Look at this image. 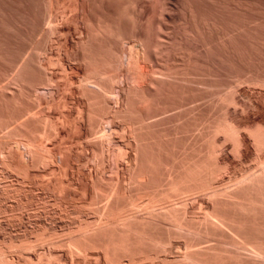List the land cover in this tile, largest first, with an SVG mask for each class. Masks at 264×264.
<instances>
[{
  "label": "rangeland",
  "instance_id": "374dc122",
  "mask_svg": "<svg viewBox=\"0 0 264 264\" xmlns=\"http://www.w3.org/2000/svg\"><path fill=\"white\" fill-rule=\"evenodd\" d=\"M154 2H155V0L154 1H151V0H0V89H2L0 92H1V95L4 97V99L7 96L6 93H8L10 96L13 97V92H14V97L18 96V97H16L17 99L13 97V100H12V98L9 97V95L6 98V99H8L7 101L12 100L11 103H13L14 106H16V107L18 106L16 109L14 108V110H16V116L13 115L15 113V111H14V113H12V112L8 113V111L6 109L5 110L3 108L0 109L1 110L0 114L4 115V116L0 115V120H1L0 121V123H1L0 128L3 127V129H0V160L2 159V161H4L5 164H8V165L12 164V165H10V167L8 165L2 166L3 162L2 161L0 162V166H1L0 167V178L2 180V181H0V192L3 193L2 195L0 193V195H1V197H0V203H1L0 204V217H1L0 218V225H1L0 226V243L2 244V246L5 243V245L7 246V245H9V243L12 240H14L16 242H14V241H12V242H14V244L18 243L17 246L20 247V245H21L20 242L23 240V242L28 241L27 244L29 243L31 245V247H30V245L28 244V246L30 248H28V246L26 245L27 247L24 250H22L24 247L23 248L20 247L21 248V250H20L19 247H17L16 245H14V247L10 248V249H12L11 251H9V249H7L8 253L11 254L9 256V258L10 257L11 258L7 259L9 261H5L4 264L5 263L11 264V262H12V261H10L11 259L13 260V262L17 261L16 263L12 262V264H17V263L18 264H20V263L21 264H27L26 262H28V264H49V263H51V264H55V263L56 264L57 263L58 264H65V263L66 264H84L85 261H86L85 264H87V263L88 264H104V262H106L105 255L103 256V254H104L103 250L102 249H101L102 251L99 250L100 248H97L99 251L96 248L93 249L94 251L91 249V250H89L90 253L86 252V253H84L85 254L84 256L81 253L82 254V256H81L80 253L79 254L78 253L73 254L72 252H70L71 251L70 249L65 250V249H67L66 247H68V246H63L65 248L64 249L62 247V242L65 243L63 245H67V242L69 241L68 239H70L74 235L77 236L80 234V230L78 231L79 226L76 227L74 225H77V224L80 225L81 222L84 223L86 220L88 221L89 219L94 220V217L96 218V216H98V213L95 212L96 209H98L97 205L99 207L101 204L100 203L101 201H102V205H105L104 201L107 199L102 195L104 193H106L107 190H110V188L112 187V185H111L112 183H113V187H115L114 183L116 186L119 185V186H117V189H118V191L122 189V192L124 191L125 188L128 189L129 187H131L130 185H133L130 182L132 180H131V176H130L131 169L129 171V168H130L129 166H130V163H131V165L133 164L132 160H134V155L136 153L135 151L138 148V146L136 144L137 143L136 141L138 140L137 136H136L137 132L134 130L138 127V126L136 128L134 127L136 125L135 122H137L138 119L136 117L137 115L133 114V113H135L133 111V108L136 107L137 106L136 104L139 103L138 97H140L142 94V93H140L141 91L139 92V90H141V87L143 85L148 84L146 81L149 82L152 78H154V76L163 77L164 75L161 76L160 74H163V73L158 72L159 68H160V66L157 65L158 59H155L156 62L152 59L150 48L148 49V55H150L151 58L149 56H147L146 61L144 63V68L147 72L146 78L149 80L144 79L145 81L142 82L143 84H141L140 81L137 82L136 78H132L131 75H134L133 71L129 70L130 68L128 69V66H126L127 65L126 63L123 65L121 64L120 66H114V67H113V65H111L112 67H110L109 65H105L107 67L103 66L102 65L103 62L101 63L100 60L107 57L106 55L110 54V52H108L105 55V57L103 56V58H101V59H99L98 56H99V53L101 52V50L103 52H107L111 48L110 50H113V52H114V50L116 51L115 54H117L120 51L119 54L121 55V53H122V57L123 58L125 57L123 59V61H125L126 60V51L129 50L128 46L131 43H132L131 46L135 47L137 45L136 47L139 48L140 46L143 45V43L145 44L148 42V39H147L148 33L147 32H148V28L152 24V23L150 24V22L155 20L154 19L155 17L153 18V14H154L155 10L159 9V11H157L158 12L157 16H159V17H157V19L159 18V20L160 19H162L163 21L165 20V23L168 26V27L165 26V28L163 30H161L162 36L160 35V38L162 37L161 39H163V36H164V41L169 42V41H167V39L169 40L170 36H172V37L176 36V35L182 36L183 37L182 40H183L185 46L189 47V48L187 47V49H188L187 51L188 52L190 50L192 51V52L191 51L189 52L190 56L192 57V55H194V57H192V58H194V60H195V57H197L196 59H198V60H196V62L199 65V66L197 65L198 66L197 67L198 68L197 74L192 73L189 76H191V78L194 77L193 79L200 81L198 83L194 82L191 84V85H193V87L198 84L197 86H198V88H200L198 90L200 92V95L198 94V91H195L196 94L199 95L198 96L195 94V97L197 98V96H198L199 99L198 98L196 99L195 97H194L195 100H191L190 98L187 99V102L189 100L193 101L190 103L189 102L187 103L184 100V103L186 105L184 104V106H181V107H177V105L171 104L172 102H170L168 107H167L168 110L166 113H159L161 115H159V116L156 115L155 117H152L149 120L150 121L151 120L155 121V119H156V121L159 120L160 123L162 122V124H160V126H161L160 129L162 128V126H164L163 130L165 128V129H168V131H173L175 129L174 126L177 127L178 124L180 125L182 123L183 124L188 123V121L186 120L188 118H189L188 119L189 122L190 121L193 122L195 120L194 122L197 123V117H199L198 113L199 112L202 113V111L199 109L205 110L206 112H208V109H210L209 111H211L208 113L211 115H207V114H205V112H203V114L200 113L199 115H201L202 120H203L202 115H207L208 118H210V116H212L214 114L213 117H211L213 120V118H216V116H218L219 114H222V112L223 113L227 112L228 113L227 115L229 116V118L232 119L233 122L236 125H238V127L240 126L239 130L241 131L240 134H242L241 138L243 137L242 138L243 143L241 142L240 148H239V145H236V146H238V148H237L236 146L233 145L234 142L232 139H230L229 137L226 136L228 139L232 140L230 142V140H228L227 138L226 139L224 138L225 137L224 133H222V134H220L221 132L216 133L217 134L216 140L218 139L217 142H219V144L222 145V147H223V148H221L219 146L221 149L219 148L220 150L218 151V153H220V151H221V153L218 154V158L220 157L219 161L221 164H223L222 169H224V170H223V172H222V169L220 170V172H222V173L219 172L220 174L218 175V177H220V178L216 179L217 181H215V183H216L215 186L220 187L221 189H227V190L232 189V188L234 189L236 187H233V186H237L239 183V181H238V183H235L236 181H235L234 177L236 174L238 176L239 175L241 176V174L244 175L245 172H248V174H249L252 169H254V170H252L251 173L258 171L255 169V167L257 168V166L261 165V164L258 165L257 162L259 161L258 163H260L262 160V157H264V150H263L264 147H262V145H263L262 144L260 146V149L259 150L257 149V147L259 146V145H257L258 142L255 141L254 139H252V136H250V135H254L255 133L252 132L253 134L252 133L250 134V132H251V130L254 131L256 128L259 129L260 125H263V128H264V85H262L264 83V80L261 81V78L262 79L264 78V0H160L159 5L157 4V2L156 3H154ZM190 12H191V14L192 13L193 14L191 15ZM45 15L46 16L48 15V16L46 17ZM192 16H193V18H190ZM44 17H45V19H44ZM47 18H48V20H47ZM48 26H50V27L52 26L54 29L52 30V27L51 28L49 27L51 29V30H49ZM47 30H48V33H47ZM50 31L51 32L53 31L52 32L53 34H51ZM41 34H42V36H41ZM46 35H47V37H46ZM41 37H43L44 39ZM92 40H93V44L95 43L94 45L91 43ZM47 41H48V43H47ZM42 42H44V43H42ZM96 42H98L97 43V44H99L98 46H95V45H97ZM128 42H130V43L128 44ZM141 43H142V45H140ZM44 44H46V45H44ZM36 45H38V46H36ZM44 46H46V48ZM89 46H91L90 47L91 49H89ZM107 46L108 47L111 46V47L108 48ZM39 47H40V49H39ZM114 47H115V49H114ZM43 48L47 52L44 51ZM94 48H95V50H94ZM103 48H105L104 49L105 51L103 50ZM138 48H136V49H138ZM117 49H118V52H117ZM126 49H128V50H126ZM140 49H143V48L140 47L138 50H140ZM161 49L162 48L159 47V52L162 51ZM32 50H34V51L38 50V52L35 53V52H32ZM91 51H93V53L96 54V56L97 55L98 56L95 57V55L92 54ZM39 52H41V53H39ZM89 52L91 53V55ZM113 52L111 51V54ZM161 53H159L160 54L159 59H160L161 55H164ZM179 53H177V54L179 55ZM30 54L32 55V58H28V55H30ZM40 54H41V56L43 55V57H42L43 59L41 58ZM103 54L104 53H101L100 55H103ZM31 55H30V57H31ZM34 55H36V56H34ZM180 55H182V53H180ZM183 55H185V54H183ZM37 56H38V58H37ZM185 56H187V54ZM185 56H183L184 58H182V60H184V59L187 60V58H185ZM162 58H163V56H162ZM174 58L175 59H173V58H171V59H173V61H175V63H180V62L183 63L185 61V60L182 61L181 58L178 56H175ZM28 59H30V60L32 59L31 60L32 62L35 61L38 65H41V66H37V64L35 62L33 64L30 60H29L30 61L29 62ZM37 59L39 61L40 60L41 61L39 62V61H37ZM91 59L92 60H95V59L98 60L99 59L101 64H99V63L94 64L93 61L92 62L90 61ZM178 59H179V61L180 60L181 61L179 62ZM89 61L91 63H93L94 66H93V64L91 65ZM160 61H159V63L161 64ZM30 63H32V64H30ZM182 63H180V64H182ZM98 64H99V66H97ZM44 65H45V68H42L43 69L42 70L41 67H44ZM32 67L33 68L35 67V69H37L39 67L40 69L38 68L36 71H34V69L32 70ZM95 67L98 70L100 69L103 71H105L107 69L110 72V74H108V76L111 75V77H114V78H112L114 80L111 83H109L111 81V77L109 76L110 77V79H109V77L107 75H106L107 76L106 77L104 74H102L104 72L101 71L102 72L101 74L103 75V77L105 76L106 78H108L110 80L108 82L110 84V85L108 84L109 87H106L107 83H105V82H107L106 81L107 79L105 78L106 80H101L102 75L100 74L101 76H99V73H98V75L95 74L96 71L94 69H92V71L93 70L95 71V72H93L94 78H92V76H90L91 75V68H95ZM162 69L163 68H161V70ZM100 70H99V72H100ZM37 71H38V73H37ZM40 71L42 72L41 74H40ZM127 71H129V72H127ZM193 72H196V70ZM39 76H40V78H39ZM45 76H49V77L45 78ZM87 76H89L90 79H88V78L87 79H88V81L90 80V82H88L87 79L84 78ZM41 77H42V79H41ZM96 78L100 79L103 83H105L106 90L107 89L113 90V91H110L109 93L106 92L105 94H112V95H104V93L101 94V92H99L100 90H97V89H99V86H97V87L92 86L93 85L92 83H94L95 81H98V79L96 80ZM204 78L206 79V81ZM259 78H260V80H259ZM84 79H85V81H83ZM91 79L94 82H92ZM199 79H201L203 82ZM101 81H100V83H101ZM134 81L137 83H135ZM210 81L211 82L214 81L212 83L213 85L211 84ZM22 82L26 83L27 86H29V87L27 88V86L25 84H24L25 85L24 86L22 84ZM44 82H48L49 85H48V83L46 84ZM207 82H209L208 85H206ZM42 83H44V85ZM199 83H200V85H199ZM135 84H136V86H135ZM31 85H32V87H31ZM34 85H35V87H34ZM164 85H168V83L167 84L165 83ZM201 85H202V87H200ZM210 85L212 86V88ZM15 86H17V87H15ZM41 86H43V87H41ZM87 86L93 87V89H96V90L94 91L92 88L88 89ZM137 86L138 87L141 86L140 89L138 90V92L140 93V96H138L139 94L137 93V89H138ZM206 86L211 88V90H209V88H205ZM94 87H96V88H94ZM215 87H217V88L213 89ZM16 88H18L19 90ZM21 88L22 89L24 88L23 89L24 91L22 90V93L18 92V91H20ZM30 88L31 89L33 88L34 90L32 92L28 91V89H30ZM134 88H137V89H134ZM12 89H14V90L12 91ZM25 89L28 91L27 94H25L26 93ZM85 89H88L89 91L92 90V92L86 91ZM201 89H203V90H201ZM220 89L223 91L225 90L226 92H231L232 97L234 94V97H233L234 103L231 104L227 101L223 103L222 98L219 99L220 94H221L219 92V91H221ZM3 90L6 93H4ZM212 90L213 91L216 90L217 92L213 93ZM15 91H17V92H15ZM49 91H50V93H49ZM129 91L130 92L132 91V94H130ZM211 91L213 93L212 96H211V94H209V93H211ZM87 92H89V93H87ZM203 92L208 93L207 96H211V97L208 98L205 95L201 96V93H203ZM23 93H24V95H23ZM29 93L31 95H29ZM97 93L100 95H98ZM115 93L117 95H115ZM216 93H218V94H216ZM92 94H93V97L91 96ZM214 94H216V95L214 96ZM130 95L133 96V98L135 97L134 100L135 101L138 100L137 101L138 103H136L133 99H131L132 97L130 98L129 97ZM21 96L22 97L24 96L23 101L25 98V101H27V103L25 101H24V103H22L23 101L21 100V98H22ZM25 96H27V97H25ZM29 96H30V98H29ZM42 96H43V98H42ZM100 96H103L105 98L100 97ZM106 96H108V97H106ZM32 97L34 99L37 98L36 101ZM26 98H28V99H26ZM94 98L97 101H95ZM99 98H101V99H99ZM191 98L193 99V97H191ZM29 100L32 101V103ZM38 100H39V102H38ZM93 100L95 103H93ZM131 100L133 101L134 104L135 103L136 104L132 105ZM218 100H220L219 102H221L222 104L217 102ZM17 102L19 105L17 104ZM21 103L23 104L24 107L20 106V105H22ZM216 103H217V105H216ZM24 104H26V105H24ZM101 104H106V105H101ZM94 105L96 107H94ZM99 105H101L103 108H101V106H99ZM130 105L134 106L131 108V110H129ZM210 105L211 106L213 105V106L211 107ZM222 105L223 106L225 105L226 107H223ZM98 106L101 108L100 109L101 111L99 112V114H98V111H99ZM209 106H210V108H209ZM220 107L222 108L221 110H220ZM18 108L20 109L19 112H17ZM29 108H31L32 110ZM181 108H183V109H181ZM187 108H188V112H186ZM196 108H197V112H195ZM213 108H214V110H212ZM28 109H29V111H28ZM91 109H93V110H91ZM94 109H97V111ZM184 109L186 111H184ZM189 109H191V111ZM3 110H4V112L5 111L6 112L3 113ZM107 110H109V111H107ZM119 110H121L120 111L121 113H119ZM124 110L127 112L131 111L132 114L130 112L127 113ZM91 111L94 112V114H92ZM180 111L183 112V115H181L182 112L179 113ZM20 112H21V114L22 113L23 114L21 115ZM95 112H96V116L98 118L99 117L101 118V116H102V118L101 119L96 118ZM123 112H124V114H123ZM185 112L188 114H186ZM212 112H213V114H212ZM6 113L9 114V115L7 114L8 117H7V115L5 116ZM114 113H115V115H114ZM176 113H177V115L180 114L179 116L181 117V119L186 115L187 116L189 115V116L187 118L186 117L183 118L184 119V122H183L180 119V117H179V119H176V118H178V116L175 115ZM216 113H218V114L215 115ZM32 114H33V116H34V114H37L40 117L35 116L36 118L37 117L38 118L33 119ZM89 114L91 117H94V118L93 119L90 118ZM126 114H129V115H126ZM165 114H167V115H165ZM172 114L176 117H174ZM195 114L197 117L195 116ZM10 115H12L11 120H13V122L9 120ZM105 115L108 117H105ZM132 115H135V116H133V118H131ZM169 115H170V117H169ZM171 115L175 119H173L171 117ZM190 115L192 117H190ZM41 116L43 118H41ZM117 116H119V117H117ZM122 116H124V117L122 118ZM161 116H165V117L161 118ZM193 116H195L194 117L195 119L193 118ZM207 116H205V118ZM1 117H3L4 119L3 118L1 119ZM20 117H22V118H20ZM30 117H31V119H30ZM5 118H8L9 121L5 120ZM15 118L17 119V121H15L16 120ZM25 118H28L27 121L25 120ZM107 118H109V119H107ZM134 118H136V119H134ZM153 118H155V119H153ZM157 118H159V119H157ZM165 118H167L166 122H165V120H166ZM190 118L194 119V120H190ZM18 119H19V121H18ZM91 119H92V121H91ZM96 119H97V121H95ZM104 119H105V121H101ZM161 119L162 120L164 119V121H161ZM30 120H32L31 122L33 124L30 122ZM174 120L175 121L178 120L181 122L178 123V121H176L177 122L176 123V122H173ZM212 120H210V121H212ZM22 121H26V122L23 123ZM11 122H12V124H11ZM20 122H21V124L23 123L24 125L19 124ZM37 122L40 123L39 125H41V123H42V127L40 126V128H39V125L37 127L36 126L38 124ZM44 122H45V125H44ZM94 122H95V124H94ZM130 122H131V124H130ZM201 122L203 123V121H201ZM91 123H92V126H94V127L95 126L96 127L100 126V127L99 128L95 127V129H96V131H95L94 127H91V125H90ZM164 123H166V125ZM174 123H176L177 125H175ZM46 124H47V126H46ZM50 124L51 125L53 124V125L51 126ZM170 124H172V125H170ZM199 124L200 125H198V126L195 124L194 125L192 124L193 125L192 127L195 128V129L192 128V130H194V131L189 132V133H191L190 136L192 135L191 136L192 140H191V138H189L190 136H187L188 141L186 140V143L189 142L191 144V141L196 142L195 140H197L198 143L200 142V140H201V134L200 133H202V129L204 128V126H202L203 124L201 125V123H199ZM19 125H21V126H19ZM28 125L31 126V128H29ZM33 125H34V127H33ZM4 126L8 127V128H5ZM16 126H18V127L16 128ZM22 126H26V127H23L26 129L29 128V131H27L28 130L27 129L26 130L27 133H26V131H24L25 129L22 128L20 130V128ZM45 126L47 127V129ZM48 126H51V128L48 129ZM166 126H167V128H166ZM195 126H197L199 128L202 126L201 127L202 129L201 128L199 129ZM172 127H173V129H172ZM260 127H261V129H263L262 126H260ZM116 128H117V130L113 131ZM170 128H171V130H169ZM249 128H251V129H249ZM6 129H9L8 131L9 132L11 131L12 133L11 132L8 133V131ZM17 129L20 131H18ZM42 129L46 135V137H44L43 139H41V136L44 133V132H42ZM45 129H46V131H45ZM245 129H246V131H249V132H246ZM13 130L14 131L17 130V131L14 132ZM34 130H37V131H34ZM110 130L112 133L110 132ZM195 130H197L198 132L197 131L195 132ZM21 131H22V133H21ZM98 131H100V132H98ZM103 131L105 132V133H103L104 135L99 136L98 134L102 133ZM133 131H134V133H133ZM28 132H30V133H28ZM31 132H32V134H31ZM38 132L41 134H39ZM114 132H116V133H114ZM6 133H8L9 136L5 135ZM94 133L95 134L97 133V134L95 135ZM196 133H199V134L197 135ZM11 134H15V135L17 134L16 136H14V138L15 137L16 138L14 139L13 135H11ZM23 134H25V136ZM111 134L112 135L114 134V135L112 136ZM216 134L214 133L215 136H216ZM218 134H219V136H218ZM30 135H33L34 138L36 136L39 137V138L36 137L39 141V144H38V141L36 142L37 139H34ZM55 135H57V136H55ZM110 135L112 138L110 137ZM155 135L156 134L154 133L153 136H149V137H154ZM194 135L197 138H195ZM5 136H7V137H5ZM95 136H97V140L95 139L96 138ZM105 136H107L106 139H105ZM31 137H32V139H31ZM101 138H102V140H101ZM110 138L112 139V141ZM135 138L137 140H135ZM254 138L257 140L256 136ZM34 140H35V142H34ZM106 140H108V141L110 140L111 142L107 143L108 141L105 142ZM19 141L23 144H21ZM42 141H43V143H42ZM182 141H184L183 142V144H184L185 140H182ZM254 141H255V143H254ZM101 142L104 144H102ZM201 142L200 143L203 145V140H201ZM32 143H34L36 146L35 148L33 147L34 150L38 149L37 150L38 154H37V151H36V153L31 151V150H33L32 149ZM99 143H100L102 148L98 147ZM26 144L27 145L30 144L28 149H27ZM40 144H43V145L41 146ZM255 144H256V146H253ZM259 144H261V143H259ZM21 145H23V146H21ZM104 145H105V148L103 147ZM30 146H31V148H30ZM118 146H121L122 148L118 147ZM183 146H185V145H183ZM187 146H185V147H187ZM38 147H44V148L46 147V148L45 149L43 148L45 150L44 151V150L39 149ZM188 147H187V149H188ZM232 147H233V149L236 147L235 150L237 149L238 151H235V150L233 151ZM25 148L27 150L31 149V150H29V152L31 154L27 153L28 151L25 150ZM100 148H101V150L103 149L104 151L103 150L101 151ZM5 149L9 150L10 153L8 151H6ZM46 149L49 151V153H48V151L46 152ZM93 149H96V150L99 149V152H98V150L94 151ZM114 149H116V150L114 151ZM123 149H124V151H123ZM40 150L44 151V152L41 153ZM50 150H51V152H50ZM107 150L110 153V155L108 153V156L106 153ZM100 151L103 152L104 155L101 153V155H103V156H100ZM122 151L125 154L122 153V155H121V153H118V152H122ZM32 152H33V155L36 154L35 155L36 160L34 159V157H32ZM95 152L99 155V157L103 158V157L107 156L106 158H104V161H103L105 165L103 164V162H101L102 159L98 158V155ZM237 152H238V154H237ZM261 152H263L262 156H261ZM50 153H51V155L49 157ZM94 153H95V155H94ZM111 153H112V156H111ZM255 153H257V154H255ZM21 154L23 155L24 159L22 158ZM28 154H30L31 156H28ZM118 154H119V157H117ZM235 154H237L238 157L235 156ZM258 154H259V156H258ZM37 155H39V156L41 155L40 156L41 158L37 157ZM131 155H133V156H131ZM239 155H240V157H239ZM1 156H4V157H1ZM43 156L46 160L43 158ZM89 156H90V158H89ZM120 156H121V158H120ZM125 156H126V158H125ZM48 157L51 159L48 160L47 159ZM93 157H95V158H93ZM122 157H123V159H122ZM39 158L41 159V161L43 160L41 163L44 166L41 165L40 160L38 162ZM87 159H88V161H87ZM121 159L124 160L125 163ZM255 159H257V160H255ZM33 161H35V164H32ZM47 161L51 162V163L47 164L48 163ZM52 161H54V162H52ZM112 161H114V162H112ZM43 162H45L46 165L43 164ZM99 162L101 164H99ZM128 162H129V164L127 165ZM29 163H31L34 166V168H37V169L30 167ZM36 163H38V165ZM54 163H55V165H54ZM59 163L62 166L59 165ZM82 163H84V165L85 166L87 165V166L86 167L83 166ZM249 163H251V164L248 166ZM224 164H226V165H224ZM14 165H15V167H14ZM117 165H118V167H115ZM26 166L27 167L29 166L30 168L29 167L26 168ZM45 166H47V167H45ZM81 166H83V167H81ZM111 166H113V167H111ZM226 166H228L227 169H225ZM241 166H242V168H241ZM96 167L97 168L99 167L100 169L99 168L97 169ZM127 167H128V169H127ZM234 167H235V169H234ZM25 168H26V171H24ZM38 168H40V169H38ZM87 168H89V169H87ZM236 168L239 170H237ZM243 168L244 169L246 168L245 171ZM248 168H249V170H248ZM14 169H15V171H14ZM18 169L21 171L19 172ZM52 169H55V170L52 171ZM258 169H260V167ZM65 170L67 172H65ZM96 170H98V171H96ZM54 171H56L57 173L56 172L54 173ZM239 171H242V172H239ZM12 172H14V173H12ZM16 172H19V174ZM51 172L53 174H49ZM11 174H13V175H11ZM248 174L246 173V175H248ZM25 175L28 178L24 177ZM99 175L102 177V180H101ZM237 175H236V178H240V176L238 177ZM4 176L7 179H5ZM10 176H12V177H10ZM66 176H67V178H66ZM9 177L11 179H9ZM91 177H93V179H91ZM221 177L225 178L226 180L221 178ZM42 178H45V179L43 180ZM95 178H97V179H95ZM229 178H230V180H229ZM26 179H27V181H26ZM98 179H100V180H98ZM161 179L162 178H160L159 180L157 179L160 184L164 183V181H165L164 179H163L164 181ZM92 180L93 181L96 180V181L93 182ZM97 180L100 181L101 184L98 183ZM237 180H239V179H237ZM102 181L105 182V184ZM115 181H117V183ZM161 181H163V182H161ZM226 181H227V184L225 183ZM18 182H20V183H18ZM108 182H110L109 188H108V185L106 184ZM6 183H8L9 185ZM23 183L26 185L28 191L26 190V187ZM124 183L127 185H125ZM223 183L226 184V186ZM96 184L98 186H101V188L103 190L107 189V188L108 189L105 190L104 193H102L100 191H103V190L99 189L100 190L99 191L98 190L99 187ZM128 184H130L129 187H128ZM221 184H223V185H221ZM103 185H104V188H103ZM106 185H107V187L105 188ZM12 186L13 187L15 186L16 188L15 187L13 188ZM93 186L95 187L96 193L99 191L97 194L95 193V191H92V190H94ZM4 188H5V190H4ZM29 188H31V190H29ZM220 188H218V189H220ZM17 189H19V190H17ZM10 190H12V191H10ZM20 191L22 194L20 193ZM204 191L201 194L199 191V192L194 193V195H188L182 201V203H184V205H186V207L189 208L191 214H193L194 216L197 215L196 216L197 218L203 217L205 210H206L205 208H209L212 205V200H211V198L213 199V195L211 197L212 193L210 191L208 192V190H206L205 193H204ZM6 192H7V194H6ZM8 192H9V194H8ZM28 192H30V193H28ZM33 193L35 196H33ZM99 193L100 194L102 193L101 196L99 195ZM17 194H18V196H17ZM95 194L97 195L98 199H97V197H95V198L93 197V196H95ZM83 195H86V196L83 197ZM203 196H205V197L203 198ZM10 197L12 198V200ZM34 199H35V201H34ZM91 199H92V204L94 205V203H95L94 206H91L92 205L90 202ZM95 199H97V201ZM2 200L3 201L5 200V201L3 202ZM58 201H60V202L55 204V202H58ZM62 201H63V203H61ZM83 201L85 203L87 202L88 204L87 203L85 204ZM186 201H188V202H186ZM208 201H210V202H208ZM43 202L44 203L46 202L45 204H47V205H45ZM71 202L74 204V206H73V204H71ZM23 203H25V204H23ZM173 203H176V204H173L175 206L178 205V201H176V200L173 201ZM188 203H189L190 207L188 206ZM200 203H203V204H200ZM70 204H71V206H70ZM75 204H77V205H75ZM82 204L86 205L85 208ZM167 204L169 205L171 203H166L165 205H167ZM12 205H14V206H12ZM25 205H26V207H25ZM40 205H41V207H40ZM163 205L164 204L156 206V207H158L155 210L156 213H158V212L160 213V211L161 212L163 211V209L161 210V207ZM199 205H201V206H199ZM202 205H204L205 207ZM16 206H17V208H16ZM38 206H39V208H38ZM43 206H44V208H43ZM88 206H89V208L87 210ZM54 207L57 209H55ZM63 207H64V209H63ZM70 207H71V209H70ZM90 207H91V209H90ZM95 207H96V209H94ZM12 208H14V209H12ZM40 209H42V210H40ZM195 209H197V211L199 209L200 210L197 212V211H195ZM9 210H10V212L13 211V213L10 214ZM146 210L147 209H142V212L141 211L137 212V216L140 219L150 218L151 214H147L149 212ZM21 211L23 212L22 214H21ZM78 211L80 212V216H79ZM81 211H82V213H81ZM194 211L196 213H194ZM24 212H25V214H24ZM27 212H29V214ZM34 212H35V214H34ZM42 212L44 214H46V217ZM56 212H57V214H56ZM64 212H68V213H64ZM93 212L95 213V215ZM49 213H51V214H49ZM69 213H70V215H69ZM200 214H201V216H200ZM28 215H29V217H28ZM91 216H93V218ZM19 217L21 218V220ZM26 217H28V219ZM79 217L82 219L79 220ZM160 217L162 218V216H159V218H157L159 224L161 223L162 224V225L160 224L161 226L164 225V227H169L170 226L169 219H167L165 217H163L161 219ZM39 218H41V219H39ZM61 218H63V219H61ZM68 218L69 219L71 218V219L69 220ZM83 219L85 221H83ZM11 220H13V221H11ZM43 220H44V222H43ZM33 222L35 223V225ZM71 222H73V223H71ZM36 223H38V224H36ZM28 224H29V226H28ZM50 224H51V226H50ZM46 225L48 226V229H47ZM71 225H72V227H71ZM31 226H33V227H31ZM44 227L46 229H43ZM2 228L4 230H2ZM32 228L33 229L36 228V229L33 231ZM54 228H56V229H54ZM42 230H44V231L42 232ZM47 230H49V231H47ZM62 230L64 232L68 231L66 233L67 234L69 233L68 234L69 236L66 233H63ZM70 230H71V232L77 230L79 232V234L77 231H75L76 233L75 232L71 233ZM30 231H31V233H30ZM39 231L42 232V234L44 236ZM53 231L57 234H55ZM37 232H38L39 237H37V235H36ZM59 232H61V233H59ZM53 233L55 235H53ZM48 234L51 235L50 240H48L50 238V236ZM60 234H66V235H64V236L61 235V237H59ZM72 234H74V235H72ZM24 235H25V237H24ZM35 235H36V237H35ZM57 235H58L60 240L58 239ZM1 237L2 238L4 237V238L2 239ZM46 237H47V239H46ZM182 237L179 236L180 239L178 237L176 238V239H179L178 242H177V240H173L174 242L173 241L171 242L172 246L170 244L167 245L169 247H167V246H166L167 248L165 247L166 253L163 250H161L160 253L162 254V256L165 255L167 257L169 255L168 258H171L173 260L177 259V258H178L177 260H179L180 258H182L183 257L182 255H183L184 250H185V241H186L185 237H183V238ZM202 237H203L202 241L204 239L203 243L208 241L207 242L208 244L205 243V245H209L210 244L209 242L218 243V240H217L218 237L215 238L216 236L214 237L212 235L209 236L207 234H203ZM14 238H16V239H14ZM24 238H26V239H24ZM43 238H45L46 240H44ZM37 239L38 240L40 239L41 241H38ZM53 239H55V240L57 239V240L55 241ZM181 239H183L184 242H183V240L181 241ZM1 240L3 243L1 242ZM3 240H5V241H3ZM19 240H21V241H19ZM29 240H32V241H29ZM45 241L48 243H46ZM50 241H52V242H50ZM33 242H35V243H33ZM58 242H60V243H58ZM55 243L57 245H55ZM35 244L38 246H36ZM48 244L49 245L51 244L52 246L51 245L49 246ZM58 244H60V245H58ZM42 246L43 247L45 246L44 249L46 251H43L44 249ZM54 246H58V247H54ZM15 247H17V248H15ZM34 248H36L37 250ZM53 248H55V249H53ZM48 249L51 251H49ZM28 250L31 252H29ZM96 250H97V253H96ZM22 251H24V252H22ZM180 252H183V253H180ZM14 254H16V255H14ZM53 254H54V256L57 255V257H54ZM69 254H71L73 256V258H71L72 256ZM75 255H80L79 256L80 258L78 256H75ZM95 255H96V258L98 257L97 259L94 257ZM30 256L32 257V259ZM51 256L54 258L53 260L50 259V258H52ZM86 256H87V258H86ZM89 256H90V258H89ZM99 257H101V260ZM93 258H95V259H93ZM49 259L51 260V262H49ZM55 260H56V262H55ZM31 261H32V263H31ZM142 261L143 262L145 261L147 263L146 260L142 259ZM142 261L140 260L141 264H146L145 262L143 263ZM123 262L128 263V264H133V263L137 264V262L130 263L127 260H124ZM105 264H108V262H106ZM121 264H123V263H121Z\"/></svg>",
  "mask_w": 264,
  "mask_h": 264
},
{
  "label": "bare ground",
  "instance_id": "6f19581e",
  "mask_svg": "<svg viewBox=\"0 0 264 264\" xmlns=\"http://www.w3.org/2000/svg\"><path fill=\"white\" fill-rule=\"evenodd\" d=\"M151 1H154V0H151ZM157 2V4L159 5V2H160V0H155V2L154 3H156ZM156 4V5H157ZM155 6V5H154ZM48 7V6H47ZM159 7V6H158ZM49 8V7H48ZM157 8V7H156ZM75 10V9H74ZM157 11H159V9L158 10H155L154 11V14H153V18L155 19V20H153L152 22H150V27L148 28V35H147V39H148V42L147 43H143V45H142V43L140 44V45H142V46H140L141 48H143V49H140V50H138L139 48L138 47H133V46H131V44L128 46V49H126V50H128V51H126V60L125 61H123V59L125 58H123L122 57V53H121V55L119 54L120 53V51L118 52V49H117V54H115V50H114V52H113V50H106L107 52H103L102 50H101V52L99 53V59H101V58H103V56L105 57V55L108 53V52H110V54H108V55H106L107 57H105V58H103V59H101L100 61H101V63L103 62V66H105V65H109L110 67H112L111 65H113V67L114 66H120L121 64L123 65V64H127L126 66H128V69L129 70H131V71H133V74L134 75H131L132 76V78H136L137 79V82L138 81H140V83L141 84H143L142 82H144L147 78V72H146V70H145V68H144V63H145V61H146V58H147V56H149L150 58H151V56L150 55H148V49L150 48V52H151V55H152V59L155 61V59H158L157 61H158V64L157 65H159L160 66V68H159V71L158 72H160V73H163V74H160L161 76H163V77H156V76H154V78H152L149 82L148 81H146L148 84L146 85L145 83V85H143L142 87H141V90H139L140 89V87H138L137 86V88H134V89H137V93L139 94L138 96H140V93H142L141 94V96L140 97H138L137 99L139 100V103L137 102V101H135L134 100V98H133V96H129L131 99H133L136 103H138V104H136L137 106L136 107H134V106H132L134 103H133V101L131 100V102H132V105H130V107H129V110H131V108L132 107H134L133 108V111L135 112V113H133V114H136L137 116V119H138V121L137 122H135L136 123V125L134 126L136 129H134L136 132H137V139L135 138V140H137L136 142V144H137V146H138V148L136 149V153H135V155H134V160H132V165H131V163H130V168H129V171H130V169H131V174H130V176H131V180L132 181H130L131 182V184H133V185H130V184H128V187H129V185L131 186V187H129L128 189L127 188H125L124 189V191L122 192V189L121 190H119L118 191V189H117V186H119V185H115V183H114V186L116 187H113V183L111 184L112 185V187L110 188V190H107L108 188H109V183L111 182H108V183H106L107 185H108V188L107 189H102L101 188V186H98L97 184L98 183H100V181H98V180H100V179H98L97 181H98V183L96 184L99 188H98V190L100 189V190H103V191H100V192H102V193H104L105 192V190H107V192L106 193H104L102 196H104L107 200H105L104 201V203H105V205H102V201L100 202L101 204H100V206L98 207V205H97V208L98 209H96V207L94 208V209H96V211L95 212H97L98 213V216H96V218L94 217V220H84L83 219V221H85L84 223L83 222H81V224L80 225H74V226H79L78 228V231L80 230V234H79V232L77 231V230H75V231H77L78 232V234L79 235H74V234H72V235H74L73 237H71L70 239H68L69 241L67 242V245H63V244H65V243H63L62 241V247L63 246H68V247H66L67 249H65L64 247V249L65 250H68V249H70L71 251L70 252H72L73 254L75 253V254H83V256L85 255L84 253H86V252H89L90 253V251L89 250H93L94 248H100L99 250H103V256L105 255V258H106V262H108V264H121V263H123V264H128V263H124L123 261L124 260H127V261H129L130 263H133V262H137V264H141V262H140V260L142 261V259L143 260H146L147 261V263L146 264H264V157H262V160H261V162L260 163H258L257 161V164L258 165H260V166H257V168L255 167V169L256 170H258L257 172H252L251 173V171L252 170H254V169H252L251 171H250V173L248 174V172H245V174L244 175H242L241 174V176H240V178H236V175H235V183H238V181H239V183H238V185L237 186H233V187H236V188H232V189H229V190H227V189H221L220 187H216L215 185H216V183H215V181H217L216 179H218V178H220V177H218V175L220 174V173H222L223 172V170L224 169H222L223 168V164H221L220 163V161H219V158H218V154H220L221 153V151H220V153H218V151L221 149V148H223L222 147V145H220L219 144V142H217V140H216V138H217V134L216 133H219V132H221L220 134H222V133H224L225 135V139L227 138V137H229L230 139H232L233 140V142H234V146H236V145H239V148H240V144H241V142L243 143V141H242V138H241V136H242V134H240L241 133V131L239 130L240 129V126L238 127V125H236L234 122H233V120L232 119H230L229 118V116L227 115L228 113L226 112V113H223L222 112V114H219L218 116H216V118H213V120H212V118L211 117H213V112H212V116H210V118H208V116L207 115H211V114H208L209 112H211V111H209L210 109H208V112H206L205 110H202V109H199L198 107V109L199 110H201L202 111V113L201 112H199L198 113V116L200 117H197L196 116V114H195V116L197 117V123H195L194 121V117L195 116H193V118L194 119H191L190 118V120H194L193 122H189V118L188 119H186L187 121H188V123H185V124H178V126L176 127V126H174L175 127V129L173 130V131H168V129H165L164 128V130H163V127L164 126H162V128L160 129V124H162V122L160 123L159 122V120L158 121H156V119L155 118H153V119H155V121H150L149 119H151L152 117H155L156 115H161V114H159V113H166L167 112V110H168V105H169V103L170 102H172L171 104H174V105H177V107H181V106H184V100L187 102V99H191V100H195V94H196V92L195 91H198L200 88H198V84L197 85H195L194 87H193V85H191L192 83H194V82H200V81H198V80H195V79H193L194 77H192L191 78V76H189L190 74H197V67L199 66L198 65V63L196 62V60H198V59H196L197 57H195V60H194V58H192V57H194V55H192V57L190 56V51L188 52L187 50V47L188 46H185V44H184V42H183V40H182V36H180V35H176V36H170V38H169V40L167 39V41H169V42H166V41H164V36H163V39H161L160 38V35H161V30H163L164 28H165V26H167L166 25V23H165V20L163 21L162 19H160L159 20V18L157 19V17H159V16H157L158 14V12ZM48 12V11H47ZM46 14V13H45ZM187 14V13H186ZM190 14H191V12H190ZM193 14V13H192ZM191 14V15H192ZM46 16V15H45ZM48 16V15H47ZM46 16V17H47ZM195 16V15H194ZM152 18V19H153ZM190 18H193V16L192 17H190ZM44 19H45V17H44ZM47 20H48V18H47ZM50 20V19H49ZM47 22V21H46ZM50 22V21H49ZM51 23V22H50ZM45 24V23H44ZM48 24V23H47ZM46 24V25H47ZM50 26H48V29L49 30H51L50 28L52 27H50ZM168 27V26H167ZM54 28L52 27V30H53ZM43 31V30H42ZM45 31V30H44ZM53 32V31H52ZM51 31H50V33L51 34H53ZM47 33H48V30H47ZM45 34V33H44ZM48 35V34H47ZM47 35H46V37H47ZM41 36H42V34H41ZM162 36V35H161ZM169 37V36H168ZM41 38H43V37H41ZM44 39V38H43ZM48 39V38H47ZM165 39V40H166ZM41 40V39H40ZM39 40V41H40ZM46 40V39H45ZM49 40V39H48ZM91 40V39H90ZM89 40V41H90ZM225 42V41H224ZM38 43V42H37ZM42 43H44V42H42ZM47 43H48V41H47ZM89 43V42H88ZM92 44H93V40H92V42H91ZM98 42H96V44H97ZM130 42H128V44H129ZM39 44V43H38ZM95 44V43H94ZM93 44V45H94ZM102 44V43H101ZM134 44V43H133ZM44 45H46V44H44ZM49 45V44H48ZM88 45V44H87ZM92 45V46H93ZM99 44H97V45H95V46H98ZM36 46H38V45H36ZM42 46V45H41ZM40 46V47H41ZM102 46V45H101ZM104 46V45H103ZM127 46V45H126ZM139 46V45H138ZM40 47H39V49H40ZM45 48H46V46H44ZM91 46H89V49H91L90 48ZM94 47V46H93ZM92 47V48H93ZM108 47V46H107ZM109 47H111V46H109ZM108 47V48H109ZM159 47L160 48H162L160 51L162 52H159ZM38 48V47H37ZM36 48V49H37ZM97 48V47H96ZM99 48V47H98ZM107 48V49H108ZM113 48V47H112ZM136 48H138V49H136ZM189 48V47H188ZM101 49V48H100ZM99 49V50H100ZM105 48H103V50H104ZM114 49H115V47H114ZM125 49V48H124ZM43 50H44V48H43ZM94 50H95V48H94ZM97 50V49H96ZM180 50V51H179ZM44 51H46V50H44ZM105 51V50H104ZM111 51L114 53H112L111 54ZM125 51V50H124ZM182 53V55L183 54H187V56H185V55H183V56H185V58H187V60L186 59H184V60H182V58H184L182 55H180V53ZM32 52H38V50L36 51H34V50H32ZM43 52V51H42ZM47 52V51H46ZM95 52V51H94ZM192 52V51H191ZM34 53V54H35ZM39 53H41V52H39ZM90 53V52H89ZM88 53V54H89ZM91 53L92 54H94L93 53V51H91ZM91 53H90V55H91ZM97 53V54H98ZM101 53H104L103 55H100ZM159 53H161V54H164V55H161V57H160V59H159ZM177 53H179V55L177 54ZM32 54V53H31ZM30 54V55H31ZM38 54V53H37ZM44 54V53H43ZM177 54V55H176ZM30 55H28V58H32V55H31V57H30ZM46 55V54H45ZM44 55V56H45ZM95 55V57H97L96 56V54H94ZM34 56H36V55H34ZM40 56H41V54H40ZM47 56V55H46ZM89 56V55H88ZM87 56V57H88ZM162 56H163V58H162ZM175 56H178V57H180L181 58V60L182 61H184L183 63L182 62H180L179 61V59H178V61L180 62V63H182V64H180V63H175V61H173V59H175L174 57ZM182 56V57H181ZM43 57V55L41 56V58ZM94 57V58H95ZM37 58H38V56H37ZM171 58H173V59H171ZM43 59V58H42ZM90 59V58H89ZM97 59V58H96ZM90 60L91 62L93 61V63L94 64H97V63H99V64H101L100 63V61H99V59L98 60ZM30 59H28V61H29ZM32 60V59H31ZM30 60V61H31ZM88 60V59H87ZM161 60V61H160ZM29 61V62H30ZM34 61V60H33ZM37 61H39L38 59H37ZM41 61V60H40ZM39 61V62H40ZM89 61V62H90ZM96 63H95V62ZM159 61L161 62V64L159 63ZM32 62V61H31ZM35 62V61H34ZM34 62H32L33 64H34ZM88 62V61H87ZM90 62V64L92 65L93 63H91ZM156 62V61H155ZM32 63H30V64H32ZM36 63V62H35ZM197 63V64H196ZM37 64V63H36ZM35 64V65H36ZM41 64V63H40ZM94 64H93V66H94ZM99 64L97 65V66H99ZM198 65V66H197ZM37 66H41V65H38L37 64ZM92 66V67H93ZM158 66V67H159ZM26 67V66H25ZM105 67H107V66H105ZM24 68V67H23ZM22 68V69H23ZM39 68V67H38ZM37 68V69H38ZM42 68H45V65H44V67H41V69ZM161 68H163L162 70H161ZM34 69V71H36L37 69H35V67L33 68L32 67V70ZM40 69V68H39ZM92 69H94L95 71H96V73L95 74H97L98 75V73H99V76H101L102 74H104L105 76L107 75L108 76V74H110V72L107 70H105V71H103V70H100V72H99V70L95 67V68H91V75L90 76H92V78H94V76H93V72H95L94 70L92 71ZM196 70V72H193V71H195ZM31 70V69H30ZM43 70V69H42ZM41 70V71H42ZM98 70V71H97ZM40 71V74L42 73ZM104 72V73H102V72ZM163 71V72H162ZM45 72V71H44ZM47 72V71H46ZM127 72H129V71H127ZM151 72V71H150ZM35 73V72H34ZM37 73H38V71H37ZM50 73V72H49ZM102 73V74H101ZM155 73V72H154ZM101 74V75H100ZM132 74V73H131ZM149 74V73H148ZM88 75V74H87ZM44 76V75H43ZM103 77V75H102V77H101V80H106L107 82H105V83H107V86L105 85V83H103L100 79H98V78H96V80L98 79V81H92V79H91V81L92 82H94V83H92L93 85L92 86H99V89H97V90H100L99 92H101V94H103L104 93V95H112V94H105L106 92L107 93H109L110 91H113V90H106V87H109V83H111L114 79H112V78H114V77H111V75H109L110 77H111V81L109 80L110 79V77H109V79L108 78H106V77ZM135 76V77H134ZM46 77H49V76H45V78ZM39 78H40V76H39ZM85 79H90L89 78V76H87V77H84ZM100 78V77H99ZM106 78V79H105ZM38 79V78H37ZM41 79H42V77H41ZM49 79V78H48ZM47 79V80H48ZM51 79V78H50ZM85 79L83 80V81H85ZM88 79H87V81H88ZM145 79V80H144ZM202 79V78H201ZM201 79H199V80H201ZM205 79V78H204ZM39 80V79H38ZM94 80V79H93ZM134 80V79H133ZM147 80H149V79H147ZM259 80H260V78H259ZM262 80H264V78L262 79L261 78V81ZM40 81V80H39ZM46 81V80H45ZM49 81V80H48ZM100 81H101V83H100ZM110 81V82H109ZM136 81V80H135ZM134 81V82H135ZM202 81V80H201ZM205 81H206V79H205ZM204 81V82H205ZM88 82H90V80L88 81ZM98 84H97V83ZM109 82V83H108ZM137 82H135V83H137ZM203 82V81H202ZM211 82V81H210ZM214 82V81H213ZM213 82H211V84L213 83ZM216 82V81H215ZM41 83V82H40ZM39 83V84H40ZM44 83H48V82H44ZM44 83H42L43 85H44ZM83 83V82H82ZM97 85H96V84ZM167 84L168 83V85H164V84ZM208 83L209 82H207V84L206 85H208ZM21 84V83H20ZM22 84L24 85H26L27 86V84L26 83H23L22 82ZM29 84V83H28ZM45 84V85H46ZM86 84V83H85ZM95 84V85H94ZM104 84V85H103ZM109 84V85H108ZM24 85V86H25ZM30 85V84H29ZM36 85V84H35ZM35 85H34V87H35ZM38 85V84H37ZM48 85H49V83H48ZM83 85V84H82ZM90 85V84H89ZM140 85V84H139ZM199 85H200V83H199ZM213 85V84H212ZM262 85H264V83L262 84ZM19 86V85H18ZM84 86V85H83ZM106 86V87H105ZM135 86H136V84H135ZM211 86V85H210ZM15 87H17V86H15ZM29 86H27V88H28ZM31 87H32V85H31ZM33 87V88H34ZM38 87V86H37ZM41 87H43V86H41ZM85 87V86H84ZM88 87V86H87ZM96 87H94V88H96ZM197 87V88H196ZM200 87H202V85L200 86ZM204 87V86H203ZM28 89V91H33L34 89ZM40 88V87H39ZM89 88H92L93 89V87H88V89ZM205 88H209V87H205ZM211 88H212V86H211ZM211 88H209V90H211ZM217 87H215V88H213V89H216ZM16 89H18V88H16ZM24 89V88H23ZM22 88L20 89V91H18V92H21L22 93V90H23ZM41 89V88H40ZM84 89V88H83ZM88 89H85L86 91H89ZM204 89V88H203ZM203 89H201V90H203ZM219 89V88H218ZM2 89H0V91H1ZM14 89H12V91H13ZM19 90V89H18ZM84 90V91H85ZM94 91L96 90V89H93ZM138 90H139V92H138ZM221 90V89H220ZM4 91V90H3ZM2 91V92H3ZM24 91V90H23ZM26 89H25V94H27V92H28ZM52 91V90H51ZM134 91V90H133ZM213 91V90H212ZM212 91H211V93H209V94H211V96L213 95V93L214 92H217L216 90H214L213 91V93H212ZM223 90H221V91H219L218 93L220 94V98L219 99H221L222 98V101H223V103L224 102H229V103H234V99H233V97H234V94H233V97H232V93L231 92H226L225 90L222 92ZM15 92H17V91H15ZM89 92H92V90L91 91H89ZM89 92H87V93H89ZM116 92V91H115ZM207 92V91H206ZM4 93H6L5 91H4ZM3 93V94H4ZM35 93V92H34ZM44 93V92H43ZM49 93H50V91H49ZM48 93V94H49ZM114 93V92H113ZM129 93L130 94H132V91L130 92L129 91ZM218 93H216V94H218ZM228 93V94H227ZM230 93V94H229ZM7 94V96L5 97V99H4V97L1 95V92H0V109H6L7 111H8V113L9 112H12V113H14V111H15V113L13 114V115H15L16 116V110H14V108L16 109L17 107L16 106H14V104L13 103H11L12 102V100H13V97H14V92H13V97L12 96H10L8 93H6ZM98 94V93H97ZM198 94L200 95V92L198 91ZM198 94H196V95H198ZM207 94L208 93H205V92H203V93H201V96L202 95H205V96H207ZM216 94H214V96L216 95ZM223 94V95H222ZM8 95H9V97L10 98H12V100H9V101H7L8 99H6L7 97H8ZM23 95H24V93H23ZM29 95H31L30 93H29ZM35 95V94H34ZM52 95V94H51ZM98 95H100V94H98ZM115 95H117L116 93H115ZM114 95V96H115ZM136 95V94H135ZM198 95V96H199ZM231 95V96H230ZM28 96V95H27ZM27 96H25V97H27ZM44 96V95H43ZM43 96H42V98H43ZM49 96V95H48ZM54 96V95H53ZM92 97H93V94L91 95ZM97 96V95H96ZM197 96V98L199 99V97ZM204 96V97H205ZM211 96H207L208 98L209 97H211ZM213 96V97H214ZM222 96V97H221ZM16 97H18V96H16ZM16 97H14V98H16ZM22 97V96H21ZM24 97V96H23ZM23 97L21 98V100L23 101ZM40 97V96H39ZM38 97V98H39ZM50 97V96H49ZM91 97V98H92ZM95 97V96H94ZM100 97H103V96H100ZM106 97H108V96H106ZM191 97H193V99L191 98ZM195 97V98H194ZM212 97V98H213ZM9 98V99H10ZM29 98H30V96H29ZM33 98V97H32ZM36 98V97H35ZM90 98V99H91ZM96 98V97H95ZM95 98H94V100H95ZM103 98H105V97H103ZM117 98V97H116ZM119 98V97H118ZM129 98V99H130ZM196 98V99H197ZM206 98V97H205ZM17 99V98H16ZM26 99H28V98H26ZM34 99V98H33ZM37 99V98H36ZM36 99H34L35 101H36ZM50 99V98H49ZM93 99V98H92ZM97 99V98H96ZM99 99H101V98H99ZM15 100V99H14ZM20 100V99H19ZM42 100V99H41ZM51 100V99H50ZM94 100H93V103H95L94 102ZM191 100H189L188 102L190 103V102H193V101H191ZM18 101V100H17ZM24 101H25V98H24ZM24 101L22 102V103H24ZM30 101V100H29ZM34 101V102H35ZM53 101V100H52ZM95 101H97V100H95ZM118 101V100H117ZM215 101V100H214ZM220 100H218L217 102H219ZM14 102V101H13ZM26 103H27V101H25ZM31 103H32V101H30ZM38 102H39V100H38ZM101 102V101H100ZM99 102V103H100ZM187 102V103H188ZM216 102V101H215ZM15 103V102H14ZM20 103V102H19ZM21 103V104H22ZM92 103V104H93ZM219 103H221V102H219ZM228 103V104H229ZM17 104H18V102H17ZM30 104V103H29ZM134 104V105H135ZM222 104V103H221ZM227 104V103H226ZM19 105V104H18ZM24 105H26V104H24ZM96 105V104H95ZM94 105V107H96ZM101 105H106V104H101ZM101 105H99V106H101ZM173 105V106H174ZM186 105V104H185ZM216 105H217V103H216ZM20 106H23V104L22 105H20ZM98 106V107H99ZM211 106V105H210ZM210 106H209V108H210ZM213 106V105H212ZM211 106V107H212ZM223 106V105H222ZM24 107V106H23ZM29 107V106H28ZM223 107H226L225 105L223 106ZM101 108H103L102 106H101ZM100 107H99V111H98V114H99V112L101 111L100 109H101ZM176 108V107H175ZM185 108V107H184ZM197 108H196V111L195 112H197ZM23 109V108H22ZM29 109H31V108H29ZM29 109H28V111H29ZM181 109H183V108H181ZM222 108L220 107V110H221ZM224 109V108H223ZM4 110H3V113H5L4 112ZM19 108L17 109V112H19ZM32 110V109H31ZM91 110H93V109H91ZM94 110H96L97 111V109H94ZM187 110V111H186ZM184 109V111H186V112H188V108L187 109ZM190 111H191V109H189ZM207 110V109H206ZM212 110H214V108L212 109ZM1 111V110H0ZM27 111V112H28ZM103 111V110H102ZM107 111H109V110H107ZM106 111V112H107ZM121 110H119V113H121L120 112ZM125 111V110H124ZM189 111V112H190ZM193 111V110H192ZM216 111V110H215ZM218 111V110H217ZM224 111V110H223ZM31 112V111H30ZM29 112V113H30ZM125 112H127V111H125ZM128 112H130L131 114H132V112L131 111H128ZM127 112V113H128ZM182 111H180L179 113H181ZM185 112V113H186ZM203 112H205V114H207V115H202V117H203V120H202V118H201V115H199L200 113L201 114H203ZM8 113H6L5 114V116L8 114ZM33 113V112H32ZM91 113L92 114H94V112H92L91 111ZM102 113V112H101ZM100 113V114H101ZM116 113V112H115ZM115 113H114V115H115ZM193 113V112H192ZM20 114H21V112H20ZM23 114V113H22ZM21 114V115H22ZM103 114V113H102ZM123 114H124V112H123ZM130 114V115H131ZM186 114H188V113H186ZM194 114V113H193ZM218 113H216L215 115H217ZM1 115V114H0ZM3 115V114H2ZM1 115V116H2ZM9 115V114H8ZM8 115H7V117H8ZM117 115V114H116ZM119 115V114H118ZM126 115H129V114H126ZM165 115H167V114H165ZM173 115V114H172ZM172 115H171V117H172ZM175 115H177V113L175 114ZM180 114H178L177 116H178V118H176V119H179V116ZM181 115H183V112H182V114ZM4 116V115H3ZM11 116L12 115H10V118H9V120L10 121H12L13 122V120H11ZM31 116V115H30ZM35 116H39V115H37V114H34V116H33V114H32V117H33V119L34 118H36ZM89 116H90V114H89ZM95 116H96V112H95ZM120 116V115H119ZM119 116H117V117H119ZM133 116H135V115H132L131 116V118H133ZM174 116V115H173ZM189 116V115H188ZM187 115L186 116H184L183 118H187L188 117ZM205 116H207L206 118H205ZM18 117V116H17ZM26 117V116H25ZM40 117V116H39ZM104 117V116H103ZM105 117H108V116H106L105 115ZM110 117V116H109ZM124 116H122V118H123ZM162 117H165V116H161V118ZM169 117H170V115H169ZM174 117H176V116H174ZM190 117H192L191 115H190ZM3 117H1V119H2ZM20 118H22V117H20ZM38 118V117H37ZM36 118V119H37ZM41 118H43L42 116H41ZM90 118H94V117H91L90 116ZM96 118H98L97 116H96ZM101 118H102V116H101ZM100 117L98 118V119H101ZM173 118V117H172ZM181 119V117H180V119L184 122V119ZM4 119V118H3ZM16 119V118H15ZM24 119V118H23ZM27 119L28 118H25V120L27 121ZM30 119H31V117H30ZM45 119V118H44ZM92 119H91V121H92ZM107 119H109V118H107ZM134 119H136V118H134ZM157 119H159V118H157ZM166 120H165V122L167 121V118H165ZM173 119H175V118H173ZM203 121V123L200 121ZM212 120V121H210V120ZM5 120H7V121H9L8 120V118H5ZM22 120V119H21ZM40 120V119H39ZM47 120V119H46ZM131 120V119H130ZM1 121V120H0ZM15 121H17V119L15 120ZM18 121H19V119H18ZM26 121H22L23 123L24 122H26ZM32 120H30V122H31ZM90 121V122H91ZM95 121H97V119L95 120ZM101 121H105V119L104 120H101ZM135 121V120H134ZM161 121H164V119L162 120L161 119ZM176 121H178V120H176ZM175 120L173 121V122H176ZM3 122V121H2ZM5 122V121H4ZM12 122H11V124H12ZM34 122V121H33ZM39 122V121H38ZM37 122V123H38ZM100 122V121H99ZM116 122V121H115ZM169 122V121H168ZM179 122H181V121H178V123ZM201 123V125L202 126H204V128L202 129L201 127V129H202V133H200L201 134V140H203V145L201 144L202 142H201V140H200V144L198 143V141L197 140H195L196 142H194V141H191V144L188 142V143H186V140L188 141V139H187V136H190V134L191 133H189V132H191V131H194V130H192V128H194V127H192L194 124L195 125H200L199 123ZM236 122V121H235ZM21 124V122L19 123V124H21V125H24V124ZM29 123V122H28ZM32 123V122H31ZM47 123V122H46ZM51 123V122H50ZM102 123V122H101ZM100 123V124H101ZM133 123V122H132ZM138 123V124H137ZM177 123V122H176ZM176 123H174L175 125H177ZM191 123V124H190ZM1 124V123H0ZM3 124V123H2ZM26 124V123H25ZM33 124V123H32ZM35 124V123H34ZM40 123H38L36 126L38 127V125H39ZM94 124H95V122H94ZM93 124V125H94ZM97 124V123H96ZM104 124V123H103ZM130 124H131V122H130ZM165 125H166V123H164ZM163 124V125H164ZM173 124V125H174ZM193 124V125H192ZM4 125V124H3ZM18 125V124H17ZM21 125H19V126H21ZM44 125H45V122H44ZM51 125V124H50ZM53 125V124H52ZM51 125V126H52ZM91 125V127H94V126H92V123L90 124ZM168 125V124H167ZM170 125H172V124H170ZM169 125V126H170ZM29 126V125H28ZM27 126V127H28ZM35 126V127H36ZM40 126L42 127V123H41V125H39V128H40ZM46 126H47V124H46ZM45 126V127H46ZM51 126H48V129L49 128H51ZM104 126V125H103ZM133 126V125H132ZM197 126H195V127H197ZM260 126H262V128H263V125H260ZM259 126V129L258 128H256L254 131H252L251 130V132H250V134L253 132V133H255L254 135H250V136H252V139H254L255 141H257L258 142V144L257 145H259L258 147H257V149L259 150L260 149V146L263 144L264 145V128L263 129H261V127ZM2 127V126H1ZM5 127V126H4ZM18 126H16V128H17ZM23 127H26V126H22L21 128H20V130L23 128ZM33 127H34V125H33ZM44 127V128H45ZM90 127V128H91ZM96 127V126H95ZM95 127H94V130L96 131V129H95ZM98 127V126H97ZM96 127V128H97ZM100 127V126H99ZM98 127V128H99ZM171 127V126H170ZM258 127V126H257ZM5 128H8V127H5ZM29 128H31V126H29ZM29 128H23V129H25L24 131H29ZM38 128V129H39ZM43 128V129H44ZM104 128V127H103ZM107 128V127H106ZM115 128V127H114ZM133 128V127H132ZM166 128H167V126H166ZM197 128H199V127H197ZM196 128V129H197ZM199 128V129H200ZM243 128V127H242ZM254 128V127H253ZM0 129H3V127L2 128H0ZM15 129V128H14ZM34 129V128H33ZM43 129H42V132H44L43 131ZM46 129H47V127H46ZM46 129H45V131H46ZM93 129V128H92ZM112 129V128H111ZM172 129H173V127H172ZM195 129V128H194ZM198 129V130H199ZM247 129V128H246ZM246 129H245V131H246ZM249 129H251V128H249ZM7 131L9 130V129H6ZM18 130V129H17ZM16 130V131H17ZM20 130H18V131H20ZM41 130V129H40ZM51 130V129H50ZM105 130V129H104ZM117 130V128L115 129V130H113V131H116ZM169 130H171V128L169 129ZM14 131V130H13ZM16 131H14V132H16ZM23 131V132H24ZM27 131H26V133H27ZM34 131H37V130H34ZM33 131V132H34ZM53 131V130H52ZM102 131V130H101ZM107 131V130H106ZM197 130H195V132H196ZM243 131V130H242ZM11 132V131H10ZM9 131H8V133H10ZM92 132V131H91ZM98 132H100V131H98ZM110 132H111V130H110ZM135 132V133H136ZM194 132V133H195ZM198 132V131H197ZM246 132H249V131H246ZM8 133H6L5 135H8L9 136V134ZM12 133V132H11ZM21 133H22V131H21ZM25 133V132H24ZM28 133H30V132H28ZM39 133V132H38ZM37 133V134H38ZM103 133H105L104 131L102 132V133H100V134H98L99 136H101V135H104ZM112 133V132H111ZM114 133H116V132H114ZM133 133H134V131H133ZM154 133L156 134L154 137H149V136H153L154 135ZM189 133V134H188ZM214 133L216 134V136L214 135ZM252 133V134H253ZM31 134H32V132H31ZM36 134V135H37ZM39 134H41V133H39ZM92 134V133H91ZM95 134V133H94ZM97 134V133H96ZM95 134V135H96ZM152 134V135H151ZM184 134V135H183ZM188 134V135H187ZM193 134V133H192ZM197 135L199 134V133H196ZM246 134V133H245ZM249 134V133H248ZM11 135H13V138H14V136H16L15 134H11ZM20 135V134H19ZM24 136H25V134H23ZM29 135V134H28ZM34 135V134H33ZM33 135H30V136H32L33 138H34V136ZM45 135V132L42 134V136H41V139H43L44 137H46V135ZM48 135V134H47ZM97 135V136H98ZM109 135V134H108ZM112 135V134H111ZM111 135H110V137H111ZM114 135V134H113ZM112 135V136H113ZM135 135V134H134ZM27 136V135H26ZM55 136H57V135H55ZM94 136V135H93ZM97 136H95L96 138V140H97ZM98 136V137H99ZM192 136V135H191ZM189 137V138H191V140H192V137ZM195 136V135H194ZM218 136H219V134H218ZM227 136V137H226ZM249 136V135H248ZM256 136V138H257V140L254 138V137ZM5 137H7V136H5ZM4 137V138H5ZM32 137H31V139H32ZM37 137V136H36ZM34 138V139H37V138H39V137H37V138ZM106 137L107 136H105V139H106ZM199 137V136H198ZM16 138V137H15ZM14 138V139H15ZM29 138V137H28ZM27 138V139H28ZM112 138V137H111ZM110 138V139H111ZM195 138H197L196 136H195ZM223 138V139H224ZM26 139V140H27ZM30 139V140H31ZM228 139V138H227ZM230 139H228V140H230ZM251 139V138H250ZM19 140V139H18ZM25 140V141H26ZM100 140V139H99ZM101 140H102V138H101ZM100 140V141H101ZM104 140V139H103ZM182 140H185V143L183 144V142L184 141H182ZM199 140V139H198ZM232 140H230V142L232 141ZM16 141V140H15ZM38 141V139L36 140V142ZM94 141V140H93ZM92 141V142H93ZM108 140H106L105 142H107ZM111 141H112V139H111ZM110 140L107 142V143H109V142H111ZM226 141V140H225ZM255 141H254V143H255ZM6 142V141H5ZM8 142V141H7ZM20 142V141H19ZM30 142V141H29ZM32 142V141H31ZM34 142H35V140H34ZM96 142V141H95ZM94 142V143H95ZM103 142V141H102ZM101 142V143H102ZM182 142V143H181ZM221 142V141H220ZM256 142V143H257ZM10 143V142H9ZM21 143V142H20ZM42 143H43V141H42ZM222 143V142H221ZM259 143H261V144H259ZM16 144V143H15ZM21 144H23V143H21ZM31 144V143H30ZM29 144V145H30ZM34 143H32V149L33 150H31V149H29V150H31V151H33L34 153H36V151L38 150V149H35L34 150V148L36 147L35 146V144L33 145ZM38 144H39V141H38ZM102 144H104V143H102ZM189 144V145H188ZM224 144V143H223ZM10 145V144H9ZM29 145H27L26 144V146H27V149L29 148ZM41 146L43 145V144H40ZM95 145V144H94ZM183 145H185V146H187L188 147V149H187V147H185V146H183ZM262 145V147H264ZM12 146V145H11ZM21 146H23V145H21ZM221 148H220V147ZM225 146V145H224ZM233 146V147H234ZM253 146H256V144L255 145H253ZM14 147V146H13ZM34 147V148H33ZM98 147H101V145H100V143H99V145H98ZM104 148H105V145L103 146ZM118 147H121V146H118ZM135 147V146H134ZM233 147H232V149H233ZM237 148H238V146H236ZM235 147V148H236ZM261 147V148H262ZM16 148V147H15ZM30 148H31V146H30ZM39 149H41V150H44L45 148L44 147H38ZM44 148V149H43ZM102 148V147H101ZM101 148H100V150H101ZM122 148V147H121ZM120 148V149H121ZM220 148V149H219ZM235 148L233 149V151L235 150ZM255 148V147H254ZM26 148H25V150H27ZM118 149V148H117ZM135 149V148H134ZM256 149V150H257ZM6 150V149H5ZM4 150V151H5ZM24 150V151H25ZM29 150H27L28 152L27 153H30L29 152ZM40 150V152L41 153H43L44 151H41ZM94 151L96 150V149H93ZM92 150V151H93ZM98 150V152H99V149H97ZM96 150V151H97ZM103 150V149H102ZM101 150V151H102ZM106 150V149H105ZM116 149H114V151H115ZM119 150V149H118ZM126 150V149H125ZM128 150V149H127ZM133 150V149H132ZM257 150V151H258ZM264 150V149H263ZM6 151H8L9 152V150H6ZM19 151V150H18ZM48 150L46 149V152H47ZM93 151V152H94ZM100 151V156H103L104 154H103V152H101ZM104 151V150H103ZM123 151H124V149H123ZM118 152V153H121V155H122V153H124V152ZM235 151H238L237 149L235 150ZM240 151V150H239ZM262 151V150H261ZM33 152H32V157H34V159H35V155L36 154H34L33 155ZM39 152V153H40ZM50 152H51V150H50ZM112 152V151H111ZM2 153V152H1ZM10 153V152H9ZM48 153H49V151H48ZM96 153V152H95ZM95 153H94V155H95ZM101 153L103 154V155H101ZM106 153H107V156H108V150L106 151ZM113 153V152H112ZM112 153H111V156H112ZM117 153V152H116ZM127 153V152H126ZM133 153V152H132ZM233 153V152H232ZM262 153L263 152H261V156H262ZM31 154V153H30ZM30 154H28V156H31ZM37 154H38V151H37ZM47 154V153H46ZM62 154V153H61ZM64 154V153H63ZM97 154V153H96ZM114 154V153H113ZM125 154V153H124ZM237 154H238V152H237ZM237 154H235V156H237ZM255 154H257V153H255ZM22 155V154H21ZM50 155H51V153L49 154V157H50ZM98 155V154H97ZM109 155H110V153H109ZM7 156V155H6ZM26 156V155H25ZM24 156V157H25ZM41 156V155H40ZM39 155H37V157H40ZM45 156V155H44ZM44 156H43V158H44ZM54 156V155H53ZM58 156V155H57ZM56 156V157H57ZM106 156V157H107ZM127 156V155H126ZM126 156H125V158H126ZM131 156H133V155H131ZM221 156V155H220ZM248 156V155H247ZM246 156V157H247ZM258 156H259V154H258ZM260 156V157H261ZM1 157H4V156H1ZM47 158L48 160H50L51 158ZM106 157H99V155H98V158H101L102 160H101V162H103L104 161V158H106ZM117 157H119V154H118V156ZM124 157V156H123ZM123 157H122V159H123ZM128 157V156H127ZM238 157V156H237ZM239 157H240V155H239ZM255 157V156H254ZM259 157V158H260ZM22 158H23V155H22ZM26 158V157H25ZM41 158V157H40ZM38 159V162H39V160H40V163L43 161H41V159ZM42 158V159H43ZM53 158V157H52ZM60 158V157H59ZM63 158V157H62ZM75 158V157H74ZM89 158H90V156H89ZM93 158H95V157H93ZM92 158V159H93ZM114 158V157H113ZM120 158H121V156H120ZM124 158V159H125ZM256 158V157H255ZM21 159V158H20ZM24 159V158H23ZM45 159V158H44ZM121 159V160H122ZM133 159V158H132ZM261 159V158H260ZM26 160V159H25ZM28 160V159H27ZM33 160V159H32ZM36 160V159H35ZM46 160V159H45ZM57 160V159H56ZM255 160H257V159H255ZM254 160V161H255ZM259 160V159H258ZM2 161V159L0 160V162ZM7 161V160H6ZM9 161V160H8ZM29 161V160H28ZM87 161H88V159H87ZM123 162H124V160H122ZM3 163H4V161H2ZM12 162V161H11ZM24 162V161H23ZM48 162V161H47ZM52 162H54V161H52ZM112 162H114V161H112ZM2 163V166L3 165H8V164H3ZM28 163V162H27ZM49 163H51V162H48L47 164H49ZM69 163V162H68ZM85 163V162H84ZM84 163H82V165L83 166H85L84 165ZM116 163V162H115ZM125 163V162H124ZM30 164V167H33L34 168V166L32 165V164H35V161H33L32 162V164L31 163H29ZM37 165H38V163H36ZM43 164H45V162H43ZM71 164V163H70ZM86 164V163H85ZM88 164V163H87ZM98 164V163H97ZM99 164H101L100 162H99ZM103 164H104V162H103ZM129 164V162L127 163V165ZM251 163H249L248 164V166L250 165ZM10 165H12V164H10ZM10 165H8L9 167H10ZM16 165V164H15ZM15 165H14V167H15ZM32 165V166H31ZM36 165V166H37ZM41 165H42V163H41ZM46 165V164H45ZM54 165H55V163H54ZM59 165H61L60 163H59ZM65 165V164H64ZM105 165V164H104ZM114 165V164H113ZM126 165V166H127ZM224 165H226V164H224ZM245 165V164H244ZM253 165V164H252ZM251 165V166H252ZM7 166V167H8ZM35 166V167H36ZM42 166H44V165H42ZM50 166V165H49ZM62 166V165H61ZM83 166H81V167H83ZM87 166V165H86ZM85 166V167H86ZM94 166V165H93ZM247 166V167H248ZM256 166V165H255ZM1 167V166H0ZM13 167V168H14ZM17 167V166H16ZM29 167V166H28ZM27 166H26V168H28ZM29 167V168H30ZM45 167H47V166H45ZM79 167V166H78ZM89 167V166H88ZM92 167V166H91ZM101 167V166H100ZM111 167H113V166H111ZM115 167H118V165L117 166H115ZM125 167V166H124ZM227 167L228 166H226L225 167V169H227ZM240 167V166H239ZM246 167V166H245ZM260 167V169H258ZM12 168V167H11ZM18 168V167H17ZM26 168H25V170L24 171H26ZM71 168V167H70ZM97 168V167H96ZM95 168V169H96ZM99 168V167H98ZM97 168V169H98ZM102 168V167H101ZM241 168H242V166H241ZM253 168V167H252ZM7 169V168H6ZM20 169V168H19ZM18 169V170H19ZM22 169V168H21ZM34 169H37V168H34ZM38 169H40V168H38ZM81 169V168H80ZM87 169H89V168H87ZM94 169V170H95ZM100 169V168H99ZM127 169H128V167H127ZM222 169V172H220V170ZM231 169V168H230ZM234 169H235V167H234ZM237 169V168H236ZM244 169V168H243ZM242 169V170H243ZM246 169V168H245ZM245 169H244V171H245ZM8 170V169H7ZM10 170V169H9ZM12 170V169H11ZM53 170H55V169H52V171ZM60 170V169H59ZM84 170V169H83ZM86 170V169H85ZM92 170V169H91ZM119 170V169H118ZM229 170V169H228ZM232 170V169H231ZM237 170H239V169H237ZM241 170V169H240ZM248 170H249V168H248ZM2 171V170H1ZM14 171H15V169H14ZM21 170H19V172H20ZM96 171H98V170H96ZM117 171V170H116ZM227 171V170H226ZM247 171V170H246ZM19 172H16V173H18L19 174ZM31 172V171H30ZM29 172V173H30ZM41 172V171H40ZM56 171H54V173H55ZM65 172H67L66 170H65ZM91 172V171H90ZM93 172V171H92ZM220 172V173H219ZM230 172V171H229ZM239 172H242V171H239ZM238 172V173H239ZM3 173V172H2ZM6 173V172H5ZM11 173V172H10ZM12 173H14V172H12ZM57 173V172H56ZM59 173V172H58ZM85 173V172H84ZM117 173V172H116ZM232 173V172H231ZM234 173V172H233ZM246 173L248 174V175H246ZM22 174V173H21ZM20 174V175H21ZM24 174V173H23ZM26 174V173H25ZM49 174H53L52 172L51 173H49ZM65 174V173H64ZM91 174V173H90ZM89 174V175H90ZM100 174V173H99ZM6 175V174H5ZM11 175H13V174H11ZM16 175V174H15ZM230 175V174H229ZM234 175V174H233ZM22 176V175H21ZM28 176V175H27ZM79 176V175H78ZM91 176V175H90ZM97 176V175H96ZM100 176V175H99ZM238 176V175H237ZM238 176V177H239ZM243 176V177H242ZM5 177V176H4ZM8 177V176H7ZM10 177H12V176H10ZM9 177V179H11ZM24 177H26V175L24 176ZM80 177V176H79ZM230 177V176H229ZM26 178H28V177H26ZM36 178V177H35ZM66 178H67V176H66ZM69 178V177H68ZM98 178V177H97ZM97 178H95V179H97ZM100 178H101V180H102V177L100 176ZM160 178H162L161 180H163L164 181V183H162V184H160L159 183V179ZM221 178H223V177H221ZM232 178V177H231ZM5 179H7L6 177H5ZM21 179V178H20ZM43 180L45 179V178H42ZM47 179V178H46ZM77 179V178H76ZM91 179H93V177H91ZM130 179V178H129ZM158 179V180H157ZM223 179H225V178H223ZM237 179H239V180H237ZM226 180V179H225ZM229 180H230V178H229ZM233 180V179H232ZM231 180V181H232ZM0 181H2L1 180V178H0ZM26 181H27V179H26ZM93 181V180H92ZM94 181H96V180H94ZM93 181V182H94ZM163 181H161V182H163ZM228 181V180H227ZM227 181L225 182L226 184H227ZM7 182V181H6ZM23 182V181H22ZM25 182V181H24ZM72 182V181H71ZM77 182V181H76ZM79 182V181H78ZM88 182V181H87ZM103 182V181H102ZM116 183H117V181H115ZM119 182V181H118ZM128 182V181H127ZM223 182V181H222ZM3 183V182H2ZM1 183V184H2ZM18 183H20V182H18ZM96 183V182H95ZM104 184H105V182H103ZM234 183V184H235ZM6 184H8V183H6ZM22 184V183H21ZM24 184V183H23ZM46 184V183H45ZM77 184V183H76ZM90 184V183H89ZM101 184V183H100ZM119 184V183H118ZM125 184V183H124ZM224 184V183H223ZM223 184H221V185H223ZM226 184H224L225 186H226ZM9 185V184H8ZM7 185V186H8ZM25 185V184H24ZM55 185V184H54ZM78 185V184H77ZM91 185V184H90ZM95 185V184H94ZM107 185L105 186V188L107 187ZM125 185H127V184H125ZM218 185V184H217ZM220 185V186H221ZM2 186V185H1ZM5 186V185H4ZM6 186V187H7ZM76 186V185H75ZM224 186V187H225ZM13 187V186H12ZM15 187V186H14ZM13 187V188H14ZM25 187H26V185H25ZM77 187V186H76ZM88 187V186H87ZM92 187V186H91ZM94 187V186H93ZM222 187V186H221ZM16 188V187H15ZM46 188V187H45ZM55 188V187H54ZM78 188V187H77ZM103 188H104V185H103ZM218 188H220V189H218ZM227 188V187H226ZM22 189V188H21ZM20 189V190H21ZM70 189V188H69ZM75 189V188H74ZM94 190H92V191H95V187L93 188ZM4 190H5V188H4ZM13 190V189H12ZM12 190H10V191H12ZM17 190H19V189H17ZM26 190H27V187H26ZM29 190H31V188H29ZM51 190V189H50ZM206 191V190H208V192L210 191L211 193V197H212V195H213V199L211 198V200H212V205H211V207H209V208H205L206 210H205V213H204V215H203V217H199V218H197L196 216H194L193 214H191V212H190V210H189V208L188 207H186V205H184V203H182V201H183V199H185L186 198V196H188V195H194V193H196V192H199L200 191V194L201 193H203V191ZM28 191V190H27ZM98 191V192H99ZM121 191V192H120ZM202 191V192H201ZM205 191H204V193H205ZM3 192V191H2ZM16 192V191H15ZM23 192V191H22ZM60 192V191H59ZM97 192V193H98ZM1 193V192H0ZM14 193V192H13ZM18 193V192H17ZM20 193H21V191H20ZM27 193V192H26ZM28 193H30V192H28ZM94 193V192H93ZM95 193H96V191H95ZM96 193V194H97ZM101 193V194H102ZM3 193H1V195H2ZM6 194H7V192H6ZM8 194H9V192H8ZM22 194V193H21ZM36 194V193H35ZM82 194V193H81ZM86 194V193H85ZM95 194V196H93L94 198L95 197H97V195ZM101 194L99 193V195L101 196ZM1 195H0V197H1ZM54 195V194H53ZM78 195V194H77ZM98 195V196H99ZM17 196H18V194H17ZM24 196V195H23ZM26 196V195H25ZM29 196V195H28ZM27 196V197H28ZM32 196V195H31ZM33 196H35L34 195V193H33ZM40 196V195H39ZM84 196H86V195H83V197ZM91 196V195H90ZM199 196V195H198ZM16 197V196H15ZM205 196H203V198H204ZM208 197V196H207ZM5 198V197H4ZM11 198V197H10ZM9 198V199H10ZM26 198V197H25ZM34 198V197H33ZM38 198V197H37ZM40 198V197H39ZM44 198V197H43ZM87 198V197H86ZM91 198V197H90ZM93 198V199H94ZM188 198V197H187ZM210 198V197H209ZM7 199V198H6ZM16 199V198H15ZM21 199V198H20ZM57 199V198H56ZM97 199H98V197H97ZM97 199H95L96 201H97ZM102 199V198H101ZM189 199V198H188ZM208 199V198H207ZM11 200H12V198H11ZM10 200V201H11ZM19 200V199H18ZM17 200V201H18ZM22 200V199H21ZM29 200V199H28ZM33 200V199H32ZM43 200V199H42ZM41 200V201H42ZM60 200V199H59ZM88 200V199H87ZM103 200V199H102ZM178 201V205H173V204H176V203H173V201ZM210 200V199H209ZM3 201V200H2ZM5 201V200H4ZM3 201V202H4ZM7 201V200H6ZM34 201H35V199H34ZM71 201V200H70ZM90 201V200H89ZM100 201V200H99ZM107 201V202H106ZM195 201V200H194ZM8 202V201H7ZM26 202V201H25ZM29 202V201H28ZM37 202V201H36ZM60 201H58V202H55V204H57V203H59ZM84 202V201H83ZM91 204H92V199H91ZM186 202H188V201H186ZM192 202V201H191ZM208 202H210V201H208ZM14 203V202H13ZM27 203V202H26ZM40 203V202H39ZM42 203V202H41ZM44 203V202H43ZM46 203V202H45ZM44 203V204H45ZM61 203H63V201L61 202ZM82 203V202H81ZM85 203V202H84ZM87 203V202H86ZM85 203V204H86ZM97 203V202H96ZM99 203V202H98ZM103 203V204H104ZM166 203H171V204H167V205H165ZM1 204V203H0ZM7 204V203H6ZM20 204V203H19ZM23 204H25V203H23ZM43 204V205H44ZM54 204V203H53ZM54 204V205H55ZM71 204H73L72 202H71ZM71 204H70V206H71ZM88 204V203H87ZM161 204H164L162 207H161V210L163 209V211L161 212L160 211V213L158 212V213H156V209L158 208V207H156V206H159V205H161ZM181 204V205H180ZM186 204V203H185ZM191 204V203H190ZM200 204H203V203H200ZM21 205V204H20ZM19 205V206H20ZM27 205V204H26ZM26 205H25V207H26ZM29 205V204H28ZM39 205V204H38ZM45 205H47V204H45ZM44 205V206H45ZM75 205H77V204H75ZM80 205V204H79ZM83 206H84V208H85V206L86 205H84V204H82ZM94 205H95V203H94ZM93 204L91 205V206H94ZM12 206H14V205H12ZM44 206H43V208H44ZM50 206V205H49ZM58 206V205H57ZM68 206V205H67ZM73 206H74V204H73ZM188 206H189V203H188ZM199 206H201V205H199ZM198 206V207H199ZM202 206H204V205H202ZM23 207V206H22ZM40 207H41V205H40ZM52 207V206H51ZM61 207V206H60ZM69 207V206H68ZM77 207V206H76ZM190 207V206H189ZM197 207V208H198ZM205 207V206H204ZM4 208V207H3ZM16 208H17V206H16ZM15 208V209H16ZM38 208H39V206H38ZM55 208V207H54ZM88 208H89V206L87 207V210H88ZM12 209H14V208H12ZM20 209V208H19ZM18 209V210H19ZM26 209V208H25ZM51 209V208H50ZM55 209H57V208H55ZM61 209V208H60ZM63 209H64V207H63ZM62 209V210H63ZM68 209V208H67ZM70 209H71V207H70ZM90 209H91V207H90ZM142 209H147L146 211H148L149 213H147V214H151V216H150V218H147V219H145V218H143V219H140L138 216H137V212H139V211H141L142 212ZM193 209V208H192ZM202 209V208H201ZM17 210V211H18ZM22 210V209H21ZM27 210V209H26ZM29 210V209H28ZM37 210V209H36ZM40 210H42V209H40ZM73 210V209H72ZM159 210V209H158ZM200 210V209H199ZM198 210V211H199ZM20 211V210H19ZM33 211V210H32ZM31 211V212H32ZM46 211V210H45ZM51 211V210H50ZM61 211V210H60ZM76 211V210H75ZM90 211V210H89ZM195 211H197V209H195ZM194 211V213H196ZM197 211V212H198ZM9 212H10V210H9ZM15 212V211H14ZM47 212V211H46ZM62 212V211H61ZM73 212V211H72ZM79 212V211H78ZM92 212V211H91ZM11 213H13V211L12 212H10V214ZM23 212L21 211V214H22ZM28 214H29V212H27ZM43 213V212H42ZM55 213V212H54ZM64 213H68V212H64ZM81 213H82V211H81ZM94 213V212H93ZM193 213V212H192ZM24 214H25V212H24ZM23 214V215H24ZM32 214V213H31ZM34 214H35V212H34ZM44 214V213H43ZM49 214H51V213H49ZM56 214H57V212H56ZM14 215V214H13ZM45 215V217H46V214H44ZM43 215V216H44ZM54 215V214H53ZM69 215H70V213H69ZM94 215H95V213H94ZM8 216V215H7ZM12 216V215H11ZM17 216V215H16ZM15 216V217H16ZM20 216V215H19ZM76 216V215H75ZM79 216H80V212H79ZM85 216V215H84ZM159 216H162V218L163 217H165V218H167V219H169V224H170V226L169 227H164V225L163 226H161L160 224H159V222H158V219L157 218H159ZM200 216H201V214H200ZM13 217V216H12ZM28 217H29V215H28ZM28 217H26L27 219H28ZM37 217V216H36ZM51 217V216H50ZM58 217V216H57ZM66 217V216H65ZM82 217V216H81ZM92 218H93V216H91ZM156 217V218H155ZM1 218V217H0ZM20 218V217H19ZM55 218V217H54ZM67 218V217H66ZM78 218V217H77ZM85 218V217H84ZM161 218V217H160ZM161 218V219H162ZM164 218V219H165ZM9 219V218H8ZM16 219V218H15ZM24 219V218H23ZM37 219V218H36ZM39 219H41V218H39ZM51 219V218H50ZM61 219H63V218H61ZM69 219V218H68ZM71 219V218H70ZM69 219V220H70ZM80 219H82V218H80L79 217V220ZM2 220V219H1ZM5 220V219H4ZM20 220H21V218H20ZM31 220V219H30ZM58 220V219H57ZM77 220V219H76ZM9 221V220H8ZM11 221H13V220H11ZM15 221V220H14ZM33 221V220H32ZM38 221V220H37ZM52 221V220H51ZM55 221V220H54ZM53 221V222H54ZM75 221V220H74ZM20 222V221H19ZM31 222V221H30ZM43 222H44V220H43ZM68 222V221H67ZM78 222V221H77ZM18 223V222H17ZM26 223V222H25ZM34 223V222H33ZM50 223V222H49ZM56 223V222H55ZM62 223V222H61ZM71 223H73V222H71ZM8 224V223H7ZM13 224V223H12ZM36 224H38V223H36ZM46 224V223H45ZM60 224V223H59ZM66 224V223H65ZM15 225V224H14ZM34 225H35V223H34ZM68 225V224H67ZM1 226V225H0ZM28 226H29V224H28ZM27 226V227H28ZM47 226V225H46ZM50 226H51V224H50ZM53 226V225H52ZM6 227V226H5ZM9 227V226H8ZM16 227V226H15ZM20 227V226H19ZM31 227H33V226H31ZM55 227V226H54ZM57 227V226H56ZM60 227V226H59ZM63 227V226H62ZM70 227V226H69ZM71 227H72V225H71ZM75 227V228H76ZM18 228V227H17ZM21 228V227H20ZM53 228V227H52ZM27 229V228H26ZM30 229V228H29ZM33 229V228H32ZM36 229V228H35ZM35 229H33V231L35 230ZM39 229V228H38ZM43 229H46L45 227L43 228ZM47 229H48V226H47ZM54 229H56V228H54ZM53 229V230H54ZM71 229V228H70ZM2 230H4L3 228H2ZM9 231V230H8ZM22 231V230H21ZM32 231V230H31ZM31 231H30V233H31ZM44 230H42V232H43ZM47 231H49V230H47ZM66 231V230H65ZM75 231H72V232H75ZM2 232V231H1ZM7 232V231H6ZM12 232V231H11ZM17 232V231H16ZM20 232V231H19ZM40 232V231H39ZM42 232H40L41 234H42ZM52 232V231H51ZM50 232V233H51ZM54 232V231H53ZM58 232V231H57ZM62 232L63 233H66V232H68V231H66V232H64L63 230H62ZM70 232H71V230H70ZM71 232V233H72ZM25 233V232H24ZM47 233V232H46ZM55 233V232H54ZM53 233V235H55V234H57V233H55L54 234ZM59 233H61V232H59ZM58 233V234H59ZM76 233V232H75ZM2 234V233H1ZM15 234V233H14ZM13 234V235H14ZM23 234V233H22ZM35 234V233H34ZM45 234V233H44ZM67 234V233H66ZM66 234H60V236L59 237H61V235L62 236H64V235H66ZM69 234V233H68ZM67 234V235H68ZM203 234H207V235H209V236H216L215 238H217L218 237V243H214V242H209L210 244L209 245H205V243L206 244H208L207 242H204L203 243V241H204V239H203V241H202V236H203ZM8 235V234H7ZM12 235V236H13ZM30 235V234H29ZM37 237H39V235H38V232H37ZM36 235H35V237H36ZM43 235V234H42ZM49 235V234H48ZM20 236V235H19ZM44 236V235H43ZM50 236V238L48 239V240H50L51 239V235H49ZM69 236V235H68ZM179 236L180 237H185V239H186V241H185V250H184V253L183 252H180V253H183V257L182 258H180L179 260H177V259H171V258H168L169 257V255L166 257L165 255L164 256H162V254L160 253L161 252V250H163L165 253H166V250H165V247L167 246V245H171V242L173 241V240H177V242H178V240L180 239L179 238ZM24 237H25V235H24ZM27 237V236H26ZM48 237V236H47ZM47 237H46V239H47ZM57 237H58V235H57ZM59 237H58V239H59ZM179 238V239H176V238ZM182 237V238H183ZM2 238V237H1ZM4 238V237H3ZM2 238V239H3ZM31 238V237H30ZM55 238V237H54ZM63 238V237H62ZM69 238V237H68ZM6 239V238H5ZM14 239H16V238H14ZM24 239H26V238H24ZM36 239V238H35ZM41 239V238H40ZM38 240V241H41V240ZM44 240H46L45 238H43ZM64 239V238H63ZM36 240V241H37ZM53 240H55V239H53ZM52 240V241H53ZM57 240V239H56ZM55 240V241H56ZM60 240V239H59ZM183 239H181V241H182ZM3 241H5V240H3ZM12 241H14V240H12ZM10 242L9 243V245H5V243L3 244V246H2V244L0 245V264H4V262L5 261H9V260H7V259H10L9 258V256L11 255V254H9L8 253V250L7 249H9V251H11L12 249H10V248H12V247H14V245H16L17 246V244L18 243H15L14 244V242H16V241H14V242ZM18 241V240H17ZM19 241H21V240H19ZM29 241H32V240H29ZM37 241V242H38ZM52 241H50V242H52ZM210 241V240H209ZM220 241V242H219ZM1 242H2V240H1ZM22 242V243H21ZM20 242V247L21 248H23L22 250H24V249H26V247L28 246V244H27V242L28 241H25V242H23V240ZM44 242V241H43ZM42 242V243H43ZM46 242V241H45ZM174 242V241H173ZM183 242H184V240H183ZM3 243V242H2ZM32 243V242H31ZM33 243H35V242H33ZM46 243H48V242H46ZM58 243H60V242H58ZM213 243V244H212ZM52 244V243H51ZM50 244V245H51ZM203 244V245H202ZM27 245V246H26ZM30 245V244H29ZM36 245V244H35ZM49 245V244H48ZM49 245V246H50ZM55 245H57L56 243H55ZM58 245H60V244H58ZM205 245V246H204ZM36 246H38V245H36ZM52 246V245H51ZM172 246V245H171ZM177 246V245H176ZM17 247H19V246H17ZM17 247H15V248H17ZM19 247V249L21 250V248ZM30 247H31V245H30ZM29 246H28V248H30ZM41 247V246H40ZM43 247V246H42ZM45 247V246H44ZM44 247H43V249H44ZM54 247H58V246H54ZM167 247H169V246H167ZM166 247V248H167ZM6 248V249H5ZM14 248V249H15ZM50 248V247H49ZM60 248V247H59ZM34 249H36V248H34ZM40 249V248H39ZM53 249H55V248H53ZM61 249V248H60ZM59 249V250H60ZM63 249V250H64ZM30 250V249H29ZM28 250V251H29ZM37 250V249H36ZM49 250V249H48ZM98 250V249H97ZM97 250H96V253H97ZM98 250V251H99ZM101 250V251H102ZM14 251V250H13ZM40 251V250H39ZM43 251H46L45 249L43 250ZM49 251H51V250H49ZM94 251V250H93ZM15 252V251H14ZM22 252H24V251H22ZM26 252V251H25ZM29 252H31V251H29ZM59 252V251H58ZM69 252V251H68ZM179 252V251H178ZM38 253V252H37ZM36 253V254H37ZM50 253V252H49ZM61 253V252H60ZM59 253V254H60ZM20 254V253H19ZM33 254V253H32ZM42 254V253H41ZM48 254V253H47ZM82 254H81V256H82ZM14 255H16V254H14ZM28 255V254H27ZM40 255V254H39ZM44 255V254H43ZM46 255V254H45ZM50 255V254H49ZM61 255V254H60ZM69 255H71V254H69ZM101 255V254H100ZM180 255V254H179ZM22 256V255H21ZM53 256H54V254H53ZM72 256V255H71ZM75 256H80V255H75ZM92 256V255H91ZM99 256V255H98ZM31 257V256H30ZM50 257V256H49ZM52 257V256H51ZM54 257H57V255H55ZM95 258H96V255L94 256ZM14 258V257H13ZM35 258V257H34ZM39 258V257H38ZM45 258V257H44ZM66 258V257H65ZM68 258V257H67ZM71 258H73V256L71 257ZM80 258V257H79ZM84 258V257H83ZM86 258H87V256H86ZM89 258H90V256H89ZM95 258H93V259H95ZM98 258V257H97ZM96 258V259H97ZM100 258V260H101V257H99ZM15 259V258H14ZM31 259H32V257H31ZM41 259V258H40ZM50 259H54L53 257L52 258H50ZM49 259V262H51V260ZM85 259V258H84ZM29 260V259H28ZM43 260V259H42ZM47 260V259H46ZM10 261H12L13 262V260L11 259ZM40 261V260H39ZM44 261V260H43ZM61 261V260H60ZM96 261V260H95ZM98 261V260H97ZM12 262H11V264H12ZM17 262V261H16ZM16 262H13V263H16ZM55 262H56V260H55ZM59 262V261H58ZM65 262V261H64ZM86 262V261H85ZM85 262H84V264H85ZM100 262V261H99ZM106 262H104V264L106 263ZM139 262V263H138ZM143 262V261H142ZM143 262V263H144ZM27 264H28V262H26ZM31 263H32V261H31ZM35 263V262H34ZM39 263V262H38ZM98 263V262H97ZM6 264V263H5ZM8 264V263H7ZM18 264V263H17ZM21 264V263H20ZM49 264H51V263H49ZM56 264V263H55ZM58 264V263H57ZM66 264V263H65ZM88 264V263H87ZM133 264H136V263H133Z\"/></svg>",
  "mask_w": 264,
  "mask_h": 264
}]
</instances>
